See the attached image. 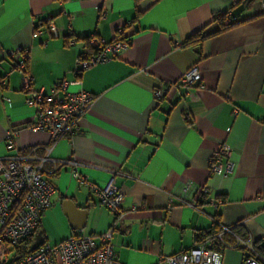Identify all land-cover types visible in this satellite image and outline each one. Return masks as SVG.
<instances>
[{"label": "crops", "instance_id": "1", "mask_svg": "<svg viewBox=\"0 0 264 264\" xmlns=\"http://www.w3.org/2000/svg\"><path fill=\"white\" fill-rule=\"evenodd\" d=\"M258 1L0 0V157L9 153L6 131L34 120L7 50L27 48L33 88L48 92L64 80L69 90L94 97L71 138L52 144L46 132L24 128L15 139L18 151L57 169L46 176L55 186L39 224L46 242L50 217L64 238L113 226L122 264H156L159 256L186 251L214 221L240 224L252 242L264 240V12ZM226 10L239 23L217 32L213 16ZM200 30L211 35L199 47L181 46ZM116 35L129 41L126 51L77 72L76 58L93 51L86 37L108 43ZM192 65L200 81L186 94L179 81ZM156 88L163 92L159 99ZM220 147L233 164L225 176L208 168ZM75 166L87 182L102 187L112 179L124 192L121 219L74 179ZM204 186L206 198L221 202L202 201ZM65 198L86 208L82 229L69 226L60 205ZM243 257L244 250L225 248L221 264H242Z\"/></svg>", "mask_w": 264, "mask_h": 264}, {"label": "built area", "instance_id": "2", "mask_svg": "<svg viewBox=\"0 0 264 264\" xmlns=\"http://www.w3.org/2000/svg\"><path fill=\"white\" fill-rule=\"evenodd\" d=\"M258 2L260 11L264 12V0ZM219 16L223 17L224 25L238 21V17L233 15L231 10L222 11L214 17ZM49 30L55 33L52 24H49ZM87 44L93 51L83 52L76 58L77 72L104 63L129 47L127 39L115 38L108 43H102L93 36L87 38ZM4 55L10 60V71L16 70L21 74V89L25 93L24 103L33 109L34 120L14 125L6 131L5 147L9 153L0 157V264H122L117 260L111 242L113 226L98 235L72 234L54 244L44 241L36 249L17 257V246L26 238L35 235L41 215L52 205L55 186L43 173L42 165L46 159H33L32 154H22L15 147V139L24 128L46 132L52 144L62 138H71L79 130L78 119L86 113L94 97L83 89L69 90L68 82L64 80L55 83L48 92L33 88L32 77L26 74L27 48L7 50ZM199 81L198 69L192 65L181 76L179 85L184 93L191 94L192 88ZM4 82V78H0V86ZM153 94L159 99L163 92L156 88ZM228 156L229 151L223 147L214 151L208 158L210 173L223 176L231 173L233 164ZM71 174L79 184L86 185L96 195L98 202L111 212L116 220L122 218L121 200L124 192L114 186L112 179L104 186L98 187L87 182L79 174L76 166ZM207 191L204 186L200 189V194H207ZM206 200L213 204L221 202L212 196ZM191 205L197 207V202L193 201ZM220 226L221 231L216 234V238L221 240L224 232L233 234L231 227ZM235 238L236 245L254 254H248L242 264H260L250 238L240 239L236 236ZM224 247L229 248L226 244ZM221 263L222 251L212 249L207 239L196 242L186 251L159 256L156 262V264Z\"/></svg>", "mask_w": 264, "mask_h": 264}, {"label": "trees", "instance_id": "3", "mask_svg": "<svg viewBox=\"0 0 264 264\" xmlns=\"http://www.w3.org/2000/svg\"><path fill=\"white\" fill-rule=\"evenodd\" d=\"M141 0H134L135 3L140 2ZM152 2L156 1V0H151ZM232 13V11H231ZM233 14V13H232ZM216 15V14H215ZM214 15V16H215ZM213 16V20L217 21L219 28L217 32L226 30L228 28H231L232 26L236 25L239 23V20L232 23V24H228V25H224L222 23V16H219L217 18H215ZM216 32V33H217ZM211 34L206 33L203 30H200L198 32L193 33L192 35L188 36L183 43L181 44L182 47H199L202 40L209 37ZM115 38H120V39H125L122 37V35H116L114 37ZM87 40V37H86ZM29 150H21L22 154H26L28 153ZM46 162L43 163V173L45 176L51 177L53 175L56 174L57 169H53L51 166L50 167H46ZM47 168V169H46ZM48 179V178H47ZM204 197V198H203ZM202 201L206 202V197L204 195H202ZM224 200V199H223ZM40 231L39 230V226L37 227V229L35 230L34 234ZM221 231V226L220 224H218L216 221H214L211 226L204 232L199 233L197 238H196V242L201 241V240H208V245L214 249V250H219L222 251L225 249L224 245L226 244L229 247H237L240 248L241 250H244V257L243 260L246 259V254L248 253L249 255H254L250 252H248L244 247L242 246H237L236 245V237L240 238V239H245L246 236V232L244 230V228L240 225V224H235L233 226H231V231L233 234L224 232L222 234L221 240L216 238V234L219 233ZM235 235V236H234ZM33 238L34 235H31L30 237L26 238L25 240H23L20 245L17 246V257H21L23 255H25L26 253H28V249L31 246L32 242H33ZM252 246L253 249L255 251V254H257L259 257L256 258L260 264H264V240H260V241H256V242H252Z\"/></svg>", "mask_w": 264, "mask_h": 264}, {"label": "water", "instance_id": "4", "mask_svg": "<svg viewBox=\"0 0 264 264\" xmlns=\"http://www.w3.org/2000/svg\"><path fill=\"white\" fill-rule=\"evenodd\" d=\"M61 211L66 216L69 226L74 230L82 229L85 225L87 210L84 207L78 206L72 199L65 198L61 201ZM44 237L41 231H37L34 235V240L28 249V252L36 249L44 242Z\"/></svg>", "mask_w": 264, "mask_h": 264}, {"label": "rangeland", "instance_id": "5", "mask_svg": "<svg viewBox=\"0 0 264 264\" xmlns=\"http://www.w3.org/2000/svg\"><path fill=\"white\" fill-rule=\"evenodd\" d=\"M45 237L48 242L54 241V237L64 238L61 227L58 226L57 221L52 217L45 220L44 224Z\"/></svg>", "mask_w": 264, "mask_h": 264}]
</instances>
